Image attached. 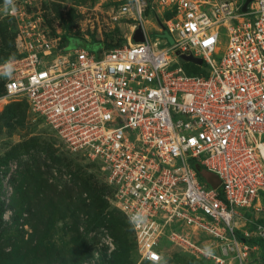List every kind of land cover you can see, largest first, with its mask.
<instances>
[{
    "label": "built area",
    "instance_id": "1",
    "mask_svg": "<svg viewBox=\"0 0 264 264\" xmlns=\"http://www.w3.org/2000/svg\"><path fill=\"white\" fill-rule=\"evenodd\" d=\"M118 2L131 33L97 53L52 40L38 17L19 13L15 55L0 64L1 106L25 102L67 148L100 164L140 261L161 263L171 244L247 264L236 209L257 211L264 196V0L244 10L245 0ZM137 27L143 41L132 39ZM151 28L173 44L149 40ZM251 222L244 235L264 238Z\"/></svg>",
    "mask_w": 264,
    "mask_h": 264
},
{
    "label": "rangeland",
    "instance_id": "2",
    "mask_svg": "<svg viewBox=\"0 0 264 264\" xmlns=\"http://www.w3.org/2000/svg\"><path fill=\"white\" fill-rule=\"evenodd\" d=\"M14 8L0 0V64L15 55L19 13L38 17L52 40L79 41L95 53L126 40L133 24L118 14V0H14ZM146 35L160 46L174 42L166 30L151 28ZM2 83L0 76V95ZM1 105L0 264H152L139 260L130 224L111 203L100 164L67 148L25 102ZM210 174L206 179L216 186L218 177ZM257 206L236 212L247 220L264 219V196ZM236 222L250 247L253 236L244 230L253 222ZM164 249L159 264H215L171 244ZM246 262L261 264L250 248Z\"/></svg>",
    "mask_w": 264,
    "mask_h": 264
},
{
    "label": "trees",
    "instance_id": "3",
    "mask_svg": "<svg viewBox=\"0 0 264 264\" xmlns=\"http://www.w3.org/2000/svg\"><path fill=\"white\" fill-rule=\"evenodd\" d=\"M76 42V41H75ZM199 172H201V174L205 177V178H209L210 177V173L206 172V170L200 168L199 169ZM82 183L84 184H87V181L81 179ZM256 223H260V224H263L264 225V219H259V220H256L255 221V224ZM254 224V225H255ZM237 237L238 238H243L242 236L238 235L237 234ZM245 239V238H244ZM249 244L251 245H256V246H259L261 248V254H260V257H259V260H260V263L261 264H264V238H260V237H252L251 239H249Z\"/></svg>",
    "mask_w": 264,
    "mask_h": 264
},
{
    "label": "water",
    "instance_id": "4",
    "mask_svg": "<svg viewBox=\"0 0 264 264\" xmlns=\"http://www.w3.org/2000/svg\"><path fill=\"white\" fill-rule=\"evenodd\" d=\"M250 0H245L243 6H242V9L244 10L245 7H246V4L249 2ZM132 39L134 41H143L144 40V37H143V31L140 27H137L133 34H132ZM76 43H80L79 41H76ZM182 58L184 60H188V61H192V62H195V63H198V64H201V59L198 58V57H193L191 55H183ZM219 184V180H217V185Z\"/></svg>",
    "mask_w": 264,
    "mask_h": 264
},
{
    "label": "crops",
    "instance_id": "5",
    "mask_svg": "<svg viewBox=\"0 0 264 264\" xmlns=\"http://www.w3.org/2000/svg\"><path fill=\"white\" fill-rule=\"evenodd\" d=\"M238 219H240V221L246 222V221L255 220L256 218L254 216L253 218L248 219V220L245 219V218H238ZM249 248L252 249V250H255L256 258L259 260V257H260V254H261V248L259 246H256V245H251Z\"/></svg>",
    "mask_w": 264,
    "mask_h": 264
},
{
    "label": "clouds",
    "instance_id": "6",
    "mask_svg": "<svg viewBox=\"0 0 264 264\" xmlns=\"http://www.w3.org/2000/svg\"><path fill=\"white\" fill-rule=\"evenodd\" d=\"M6 3L8 5H12L13 6V11L15 10V8H14V0H6ZM4 67L5 68H13V62H12V59L11 58L6 62V64H5ZM209 254H211L210 253V250H209Z\"/></svg>",
    "mask_w": 264,
    "mask_h": 264
}]
</instances>
